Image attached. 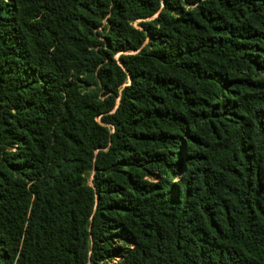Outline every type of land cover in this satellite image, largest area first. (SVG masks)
<instances>
[{
  "label": "trees",
  "instance_id": "trees-1",
  "mask_svg": "<svg viewBox=\"0 0 264 264\" xmlns=\"http://www.w3.org/2000/svg\"><path fill=\"white\" fill-rule=\"evenodd\" d=\"M0 264H264V0H0Z\"/></svg>",
  "mask_w": 264,
  "mask_h": 264
}]
</instances>
